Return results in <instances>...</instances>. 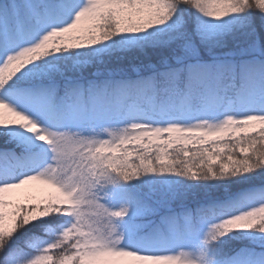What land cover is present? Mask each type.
Masks as SVG:
<instances>
[{"label":"snow or ice","instance_id":"1","mask_svg":"<svg viewBox=\"0 0 264 264\" xmlns=\"http://www.w3.org/2000/svg\"><path fill=\"white\" fill-rule=\"evenodd\" d=\"M0 264H264V0H0Z\"/></svg>","mask_w":264,"mask_h":264},{"label":"trees","instance_id":"2","mask_svg":"<svg viewBox=\"0 0 264 264\" xmlns=\"http://www.w3.org/2000/svg\"><path fill=\"white\" fill-rule=\"evenodd\" d=\"M0 147H3V144H2V142H0Z\"/></svg>","mask_w":264,"mask_h":264}]
</instances>
